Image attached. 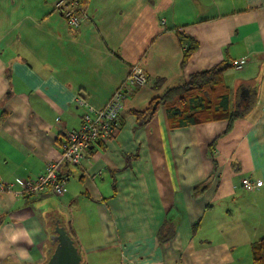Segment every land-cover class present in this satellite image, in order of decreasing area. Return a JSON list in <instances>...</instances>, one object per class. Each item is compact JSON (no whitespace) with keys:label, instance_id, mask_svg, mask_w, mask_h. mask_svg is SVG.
<instances>
[{"label":"crops","instance_id":"0c3cea01","mask_svg":"<svg viewBox=\"0 0 264 264\" xmlns=\"http://www.w3.org/2000/svg\"><path fill=\"white\" fill-rule=\"evenodd\" d=\"M56 2L0 0V182L11 184L0 190V264H44L58 224L81 264H232L236 247L253 251L264 237V0H88L78 28ZM180 34L198 43L185 63ZM224 61L230 128L171 127L165 106L139 123L134 110ZM134 65L147 83L127 92L116 134L63 162L80 100L104 107ZM50 161L67 191H23L18 180ZM245 177L263 184L247 190Z\"/></svg>","mask_w":264,"mask_h":264},{"label":"built area","instance_id":"2783aa9c","mask_svg":"<svg viewBox=\"0 0 264 264\" xmlns=\"http://www.w3.org/2000/svg\"><path fill=\"white\" fill-rule=\"evenodd\" d=\"M56 9L61 11L67 23L78 28L86 17V11L79 0H57ZM233 65L237 69H242L244 60H235ZM147 74L140 65L131 67L127 80L112 95L110 101L102 108L95 109L85 100H80V104L86 109L83 114L82 126L79 130H72L64 134L61 142L63 162L69 164H79L85 152L94 143H108L116 134L119 124V113L123 107V102L127 92L135 85H145ZM67 179L61 169V162L50 161L45 170L36 178L19 179L18 182L23 191L41 195L51 191L56 195H63L67 191ZM242 183L247 190H254L263 184V181H253L249 177L242 179ZM9 183L0 182V190H9Z\"/></svg>","mask_w":264,"mask_h":264},{"label":"trees","instance_id":"16d2710c","mask_svg":"<svg viewBox=\"0 0 264 264\" xmlns=\"http://www.w3.org/2000/svg\"><path fill=\"white\" fill-rule=\"evenodd\" d=\"M79 1L86 3L88 0ZM179 37L186 45L183 57L185 63L198 48V43L187 38L185 34H180ZM230 65V62L224 61L211 69L193 73L187 82L167 88L154 97L147 108L134 110L139 123H147L160 106H165L171 127L228 119L230 128L237 116L231 110L230 94L225 80V72ZM252 252L253 264H264V237L258 240Z\"/></svg>","mask_w":264,"mask_h":264},{"label":"water","instance_id":"95a60500","mask_svg":"<svg viewBox=\"0 0 264 264\" xmlns=\"http://www.w3.org/2000/svg\"><path fill=\"white\" fill-rule=\"evenodd\" d=\"M55 247L51 248L48 260L44 264H80L81 252L71 233L63 225H57L50 236Z\"/></svg>","mask_w":264,"mask_h":264},{"label":"rangeland","instance_id":"374dc122","mask_svg":"<svg viewBox=\"0 0 264 264\" xmlns=\"http://www.w3.org/2000/svg\"><path fill=\"white\" fill-rule=\"evenodd\" d=\"M240 198H242V196L238 197V199H240ZM244 198H247V196H244ZM209 219H211V218H209ZM213 222H215V221H213ZM206 223L210 224L211 222L207 221V222H205V224ZM207 226L210 227L209 225H207ZM208 233L211 234V231H209ZM260 234H262V235H260V237L264 236V233H260ZM218 235H219V233L217 234V237H218ZM257 242L258 241H256L254 243V246L257 244ZM242 247H246V248H242ZM237 249H239V251ZM236 252L239 253V256H238L237 260L234 259V262L232 264H253L252 247H250V245L236 247Z\"/></svg>","mask_w":264,"mask_h":264},{"label":"flooded vegetation","instance_id":"af4514ba","mask_svg":"<svg viewBox=\"0 0 264 264\" xmlns=\"http://www.w3.org/2000/svg\"><path fill=\"white\" fill-rule=\"evenodd\" d=\"M55 229V228H54ZM51 243H52V245H54L55 246V243H53V241H51Z\"/></svg>","mask_w":264,"mask_h":264}]
</instances>
